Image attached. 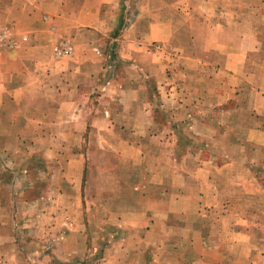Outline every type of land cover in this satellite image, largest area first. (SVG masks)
I'll return each mask as SVG.
<instances>
[{
  "label": "crops",
  "instance_id": "crops-1",
  "mask_svg": "<svg viewBox=\"0 0 264 264\" xmlns=\"http://www.w3.org/2000/svg\"><path fill=\"white\" fill-rule=\"evenodd\" d=\"M130 1L0 0V25L9 24L20 38L16 46L0 50V111L7 117L21 120L43 119L44 122L53 117L61 126L71 117L77 120V134L89 127L97 128L100 134L129 135L123 145L127 144L135 153L156 150V169L167 164L178 166L179 141L184 134L189 139L185 152L196 151L202 160L198 167L202 173L205 164L215 162L213 155L209 161L203 159L208 158L206 151L217 149L204 138L207 132H215L210 121L214 111L210 112V106L223 105L224 116L226 113H232L233 118L238 114L242 116V110L248 104L241 103L236 91L247 84L246 80L255 91L253 94L259 97L258 106L250 108L244 120L237 118L236 128L241 133L247 131V141L256 135H263L264 140L263 42L258 46V40L264 39V30L259 35L257 21L259 13L264 14V0L260 3L254 0H183L184 13L178 11L180 0H171L175 3L176 14L171 11L168 21L163 20L160 8H154L152 17L140 11L138 16L122 25L123 7ZM243 3L249 8L244 17ZM21 35H27L28 39L22 40ZM183 37L184 44L178 40ZM65 38L73 42L74 50L70 55L56 57L53 46ZM159 40H168L173 50L180 51V70L184 65L181 56H184L186 72H191L195 66L201 67L202 87L209 88L211 82L218 87L209 93L216 94L210 106H207L209 99L204 90L194 96V84L179 74L163 83L154 79L156 90H149L145 76L146 72L152 74L156 68L150 59H155L158 51L151 44ZM198 47L201 50H196ZM259 53L263 55L260 63ZM255 64L259 72H255ZM255 78L260 85L255 83ZM212 79L215 81H210ZM230 103L234 105L225 107ZM7 104L12 105V116L6 110ZM35 104L40 105L41 110L27 115V112H34ZM163 109H166L165 115ZM71 123L74 125L75 122ZM179 124H186L184 132L177 128ZM245 140L243 137L235 140L241 151L246 146ZM195 141L200 143L196 147L192 146L197 143ZM226 157L225 163L217 164V167L234 163L229 154ZM249 165L253 168L263 162L258 160ZM203 176L202 173L201 181L212 186L213 181L209 179L211 182L208 183ZM168 180L164 182L157 178L151 182L170 184L165 189L157 185L153 193L154 198H168L169 206L150 210L143 205L129 209V214L141 217L142 222L121 225L124 239L115 251L102 259L106 261L104 264H225L224 255L217 260L208 258L206 263L204 254L212 247L205 238L206 227L198 223L200 220L170 222L177 219L178 209L172 204L179 193L178 187L184 185L179 184L176 175ZM132 193L135 197L139 195L136 191ZM144 194L149 195V192ZM199 196L203 199L207 194L200 192ZM184 213L198 214L199 218L206 216L200 210ZM178 228H181V239L176 231ZM234 232L238 233V229ZM131 236L136 237L135 243L139 246L133 250L127 246L129 242L125 243ZM233 241L234 247H238V239ZM182 245H187L189 250L180 253L179 246ZM251 262L258 264V258H252Z\"/></svg>",
  "mask_w": 264,
  "mask_h": 264
},
{
  "label": "rangeland",
  "instance_id": "rangeland-1",
  "mask_svg": "<svg viewBox=\"0 0 264 264\" xmlns=\"http://www.w3.org/2000/svg\"><path fill=\"white\" fill-rule=\"evenodd\" d=\"M178 3H181L178 11L186 12L183 0ZM154 8L161 9L165 21H168L171 11L176 14L175 3L171 0H131L123 7L121 24L131 21L130 18L138 16L140 11L152 17ZM248 10V6L243 3V17ZM257 21L261 35L264 30V14L259 13ZM1 29L13 32L9 24L0 25ZM14 34L18 39L17 33ZM23 36L25 35H21L22 40ZM178 40L183 44L185 42L184 37ZM262 42L264 46V39L258 40L259 47ZM57 44L58 42L53 49ZM152 45H159L160 48L155 52L156 58L150 59L156 68L152 74L146 72L145 80L149 90H156L157 78L163 83L179 74L183 78L188 77L190 83L194 84V96L196 93L200 95L204 90L208 96L206 99H209L207 106H210V101L216 94L209 93L218 90V87L213 86L212 82L209 88L200 85L203 74L201 67L195 66L191 72H186L187 59L181 56L184 65L180 70V51L173 50L168 40L154 41ZM257 58L260 63L263 55L259 53ZM257 68L258 65L255 64V72H259ZM258 74L256 73L257 77ZM253 80L260 85L258 78ZM245 82L247 84L236 91L241 103L248 104L242 110V116L238 114L233 118L232 113L224 116L221 112L223 105L210 106V112L214 111L210 115V121L215 126L216 133L209 131L204 138L217 146V149L206 151L208 158L203 159L209 161L210 155H213L215 162L204 165L202 178H205L204 181L211 179L213 182L209 180L208 183H213L212 186L201 181L202 173L198 167L202 160L196 155V151L185 152L189 141L187 135L183 134L179 141L178 166L167 164L166 167L156 169V150L135 153L127 144L123 145L129 135L100 134L97 128L89 127L85 132L77 134V120L71 117L66 118L61 126V123H57V118L53 117H49V120L46 118L44 122L43 119L21 120L7 117L5 112L0 111V264H104L106 261L102 259L115 251L119 242L124 239L125 232L121 225L142 222L141 217L130 215L129 209L143 205L150 210H154L153 207L169 206L168 198L157 199L153 197V193L157 185H162V189L167 186L169 188L170 184L164 182L169 181L168 178L173 175L184 186L178 187L179 193L172 204L178 209L177 219L170 222L179 224L193 219L196 222L200 220L198 223L201 227H206L205 238L209 239L212 247L204 254L206 263L208 258L217 260L224 255L225 264H254L251 262L252 258H258V264H264L263 135L253 136L247 141V131L246 134L241 133L236 128L239 122L237 118L244 120L249 109L256 106L259 99L258 95L253 94L255 91L248 81ZM220 90L224 93L223 89ZM225 93L227 96V92ZM232 105L234 103L225 107ZM5 107L9 112L12 105L7 104ZM38 109L41 110V106L35 104L34 112H27V115L37 114ZM165 110L162 111L164 115ZM8 114L12 116L14 113L10 111ZM72 121L75 122L74 125H71ZM37 122L39 125H36ZM177 128L184 132L183 128L187 127L186 124H179ZM237 137L246 139V146L242 151L235 144ZM195 142L197 143L192 145L194 147L200 144ZM227 154L234 163L217 167V164L225 163ZM258 160L263 165L251 168L249 163ZM80 178L81 182H78ZM157 178L165 181L162 184L151 182ZM133 191L139 192V195L133 196ZM143 192H149V195L143 196ZM200 192H206L207 197L201 199ZM208 193L217 196L210 197ZM186 210H200L206 216L199 218L198 214L184 213ZM146 222H149V216L146 217ZM180 229L176 230L179 239L182 238ZM235 229H238L239 235L235 234ZM135 238L131 236L125 240L126 244L129 242L127 246L131 250L139 247ZM236 238L238 247L233 244ZM179 248L180 253L189 250L187 245Z\"/></svg>",
  "mask_w": 264,
  "mask_h": 264
},
{
  "label": "built area",
  "instance_id": "built-area-1",
  "mask_svg": "<svg viewBox=\"0 0 264 264\" xmlns=\"http://www.w3.org/2000/svg\"><path fill=\"white\" fill-rule=\"evenodd\" d=\"M28 36H23V40H27ZM18 39L16 38V35L8 30V29H1L0 30V48H12L15 45H17ZM160 46L156 45L155 49H159ZM55 54L58 57H63L66 55H70L73 52V45L68 39H63L58 42V44L54 47Z\"/></svg>",
  "mask_w": 264,
  "mask_h": 264
}]
</instances>
